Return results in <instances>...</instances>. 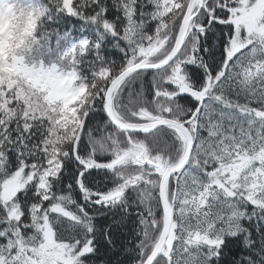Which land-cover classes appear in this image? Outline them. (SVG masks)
Masks as SVG:
<instances>
[{"label": "snow or ice", "instance_id": "6c2138e0", "mask_svg": "<svg viewBox=\"0 0 264 264\" xmlns=\"http://www.w3.org/2000/svg\"><path fill=\"white\" fill-rule=\"evenodd\" d=\"M0 21V188L18 184L0 198V264L94 251L49 219L92 231L52 191L69 157L86 202L135 205L134 264H230V242L264 239V0H0ZM91 169L112 186L87 187Z\"/></svg>", "mask_w": 264, "mask_h": 264}, {"label": "trees", "instance_id": "16d2710c", "mask_svg": "<svg viewBox=\"0 0 264 264\" xmlns=\"http://www.w3.org/2000/svg\"><path fill=\"white\" fill-rule=\"evenodd\" d=\"M61 28L75 29L79 34L81 31H90L88 25L75 17H62ZM12 37L8 36L4 48L0 49V55L4 61L11 44ZM1 42V37H0ZM107 44V41H106ZM108 51L115 53V48H109ZM115 59V55L112 57ZM1 60V63L3 61ZM0 63V64H1ZM2 69V70H1ZM1 66L0 71H8ZM87 130V122H86ZM65 167L61 171L60 178L53 181L52 191L54 194L63 196L66 199L62 206L74 215L81 217L92 228L88 232L83 223L78 224L66 217L58 214H50L49 219L53 227L57 230L62 239L75 240L82 242L87 239L92 240L94 251L82 257V264H134L137 259V243L140 239L137 228L136 207L128 203L127 209L122 210L119 206L104 207L94 203L86 202L82 198V193L75 183V177L78 172L76 161L69 157L64 161ZM112 173L107 170L91 169L85 174V184L90 189L105 190L112 186ZM71 185V188L68 187ZM34 189H29V197ZM0 198L1 190H0ZM34 200L35 198L32 197ZM131 197H129V201ZM46 204L48 202H45ZM81 207L83 212H81ZM251 210V206H249ZM247 223V221H245ZM264 230V229H262ZM253 236L256 238V246L252 250L244 249L238 240L230 242L228 247L222 251V260L230 264H238L239 258L250 256L249 264H264V239L253 229Z\"/></svg>", "mask_w": 264, "mask_h": 264}, {"label": "rangeland", "instance_id": "374dc122", "mask_svg": "<svg viewBox=\"0 0 264 264\" xmlns=\"http://www.w3.org/2000/svg\"><path fill=\"white\" fill-rule=\"evenodd\" d=\"M7 30H8V23L6 21H0V37H1L0 49H3V51L6 50L4 46H5V43L7 42V39H4V37L6 36ZM1 60H2V55H0V63H1ZM1 66H3V63L0 64V68ZM17 187H18V184L15 180L6 182L3 185V187L0 188L2 198H6L10 196L11 194H13L15 190L17 189Z\"/></svg>", "mask_w": 264, "mask_h": 264}]
</instances>
